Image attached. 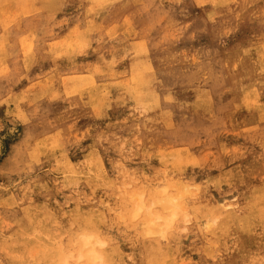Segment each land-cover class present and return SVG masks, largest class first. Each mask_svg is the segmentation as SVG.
Wrapping results in <instances>:
<instances>
[{"label":"rangeland","instance_id":"obj_1","mask_svg":"<svg viewBox=\"0 0 264 264\" xmlns=\"http://www.w3.org/2000/svg\"><path fill=\"white\" fill-rule=\"evenodd\" d=\"M216 1L0 0V264H264V0Z\"/></svg>","mask_w":264,"mask_h":264},{"label":"bare ground","instance_id":"obj_2","mask_svg":"<svg viewBox=\"0 0 264 264\" xmlns=\"http://www.w3.org/2000/svg\"><path fill=\"white\" fill-rule=\"evenodd\" d=\"M56 1V0H55ZM97 1H99V0H97ZM108 1H110V0H108ZM210 1V0H209ZM216 1V0H215ZM49 2V1H48ZM54 2V1H53ZM53 2H51V3H53ZM93 2V1H92ZM96 2V1H95ZM115 2V1H114ZM217 2V1H216ZM169 3V2H168ZM93 4V3H92ZM97 4V3H96ZM108 4V3H107ZM134 4V3H133ZM213 4V3H212ZM215 5H216V3H214ZM89 5H91V4H89ZM111 5V4H110ZM222 5V4H221ZM224 5V4H223ZM105 6V5H104ZM109 6V5H108ZM106 7V6H105ZM46 8V7H45ZM98 8V7H97ZM204 8V7H203ZM213 8V7H212ZM50 9V8H49ZM101 9V8H100ZM93 10H95V8H93ZM99 10V9H98ZM97 10V11H98ZM103 10V9H102ZM100 11V10H99ZM216 12V11H215ZM173 14V13H172ZM236 15V14H235ZM93 16H95V15H93ZM98 16V15H97ZM248 16V15H247ZM221 17V16H220ZM219 17V18H220ZM240 17V16H239ZM6 18V17H5ZM173 18V17H172ZM230 18V17H229ZM234 18V17H233ZM246 19V18H245ZM92 20V19H91ZM96 20V19H95ZM171 20V19H170ZM250 20V19H249ZM228 22V21H227ZM219 23V22H218ZM230 23V22H229ZM92 24V23H91ZM248 24V23H247ZM231 26H232V24H230ZM211 26V25H210ZM241 26V25H240ZM19 28V27H18ZM132 29V28H131ZM19 30V29H18ZM128 32V31H127ZM83 33V32H82ZM82 33H80V34H82ZM85 33H87V32H85ZM84 34V33H83ZM130 34V33H129ZM81 36V35H80ZM86 37V36H85ZM74 43V42H73ZM66 45V44H65ZM162 51V50H161ZM160 51V52H161ZM240 52V51H239ZM249 53V52H248ZM153 54V53H152ZM242 54H243V52H242ZM159 55H161V54H159ZM209 55V54H208ZM166 56V55H165ZM260 57V56H259ZM157 58V57H156ZM158 59V58H157ZM208 59V58H207ZM208 60H210V59H208ZM262 60H263V57H262ZM233 61H235V60H233ZM170 62V61H169ZM264 62V61H263ZM163 63V62H162ZM176 63V62H175ZM232 63V62H231ZM255 63V62H254ZM234 64V63H233ZM232 64V65H233ZM159 65V64H158ZM161 65V64H160ZM172 65V64H171ZM220 65V64H219ZM262 65H263V63H262ZM151 66V65H150ZM163 67V66H162ZM257 67V66H256ZM262 67V66H261ZM231 69H232V67H231ZM146 70V69H145ZM144 70V71H145ZM189 70V69H188ZM194 70V69H193ZM250 70V69H249ZM153 71V70H152ZM184 71V70H183ZM198 71V70H197ZM205 71V70H204ZM254 71V70H253ZM151 72V71H150ZM186 72V71H185ZM241 72V71H240ZM143 73V72H142ZM205 73V72H204ZM203 73V74H204ZM225 74V73H224ZM259 75V74H258ZM149 76V75H148ZM207 76V75H206ZM248 76V75H247ZM202 77V76H201ZM204 77V76H203ZM249 77V76H248ZM263 77V76H262ZM146 80V79H145ZM228 80V79H227ZM144 81V80H143ZM217 81V80H216ZM231 81H233V80H231ZM260 81V80H259ZM143 83V82H142ZM232 83V82H231ZM260 83V82H259ZM86 84V83H85ZM141 84V83H140ZM147 84V83H146ZM155 84H158V83H155ZM224 83H222V85H223ZM152 85H154V84H152ZM222 85H220V86H222ZM252 85H254V84H252ZM251 85V86H252ZM143 86V85H142ZM88 87V86H87ZM136 87V86H135ZM156 87V86H155ZM179 87V86H178ZM143 88V87H142ZM151 88H153V87H151ZM136 89V88H135ZM139 89V88H138ZM147 89V88H146ZM192 89V88H191ZM195 89V88H194ZM193 89V90H194ZM93 90V89H92ZM141 90V89H140ZM150 90V89H149ZM198 90V89H197ZM196 90V91H197ZM199 90H200V88H199ZM90 91V90H89ZM94 91V90H93ZM144 91V90H143ZM175 91V90H174ZM92 92V91H91ZM132 92V91H131ZM136 92H137V89H136ZM149 92V91H148ZM96 93V92H95ZM102 93V92H101ZM204 93V92H203ZM224 93V92H223ZM256 93V92H255ZM95 95V94H94ZM198 95V94H197ZM205 95V94H204ZM89 96V95H88ZM97 96V95H96ZM100 96V95H99ZM102 96V95H101ZM134 96V95H133ZM162 96V95H161ZM94 97V96H93ZM129 97V96H128ZM146 97V96H145ZM99 99H100V97H98ZM98 98H97V100H98ZM198 98V97H197ZM204 98V97H203ZM106 99V98H105ZM143 99H144V97H143ZM146 99V98H145ZM169 99V98H168ZM199 99V98H198ZM215 99V98H214ZM255 99V98H254ZM253 99V101H255ZM205 100V99H204ZM88 101V100H87ZM92 101V100H91ZM103 101V100H102ZM145 101V100H144ZM148 101V100H147ZM158 101V100H157ZM168 101V100H167ZM195 101V100H194ZM100 102H101V99H100ZM99 102V100H98V102L97 103H100ZM120 102V101H119ZM129 102V101H128ZM152 102V101H151ZM155 102V101H154ZM208 102V101H207ZM256 102V101H255ZM97 103H96V105H97ZM104 103V102H103ZM196 103V102H195ZM202 103V102H201ZM155 104V103H154ZM203 104H204V102H203ZM207 104V103H206ZM224 105H225V103H223ZM223 104H221V106H223ZM95 105V106H96ZM191 105V104H190ZM208 105V104H207ZM206 105V106H207ZM94 106V107H95ZM120 106V105H119ZM155 106V105H154ZM153 106V107H154ZM94 107H93V110H95L94 109ZM103 107V106H102ZM145 107V106H144ZM158 107V106H157ZM183 107V106H182ZM181 107V108H182ZM202 107V106H201ZM211 107V106H210ZM100 108V107H99ZM180 108V109H181ZM184 108V107H183ZM182 108V110H184ZM162 109V108H161ZM179 109V108H178ZM188 109V108H187ZM186 109V110H187ZM193 109V108H192ZM146 110H147V108H146ZM150 110H152L151 108H150ZM221 110V109H220ZM189 111V110H188ZM257 111V110H256ZM259 111V110H258ZM92 112V111H91ZM100 112V111H99ZM206 112H207V110H206ZM146 113V112H145ZM155 113V112H154ZM190 113V112H189ZM205 113V112H204ZM208 113H209V111H208ZM139 115V114H138ZM211 116V115H210ZM221 116V115H220ZM219 116V117H220ZM97 117V116H96ZM173 117V116H172ZM95 118V117H94ZM151 118V117H150ZM222 118V117H221ZM99 119V118H98ZM146 119V118H145ZM226 119V118H225ZM214 120V119H213ZM135 121V120H134ZM209 121H211V120H209ZM217 122L219 121V120H216ZM216 121H214V123L216 122ZM243 121H245V120H243ZM133 122V121H132ZM168 122H171V121H168ZM217 122H216V124H217ZM166 123V122H165ZM192 123V122H191ZM213 123V122H212ZM139 124V123H138ZM156 124V123H155ZM170 124V123H169ZM172 124V123H171ZM151 125V124H150ZM179 125V124H178ZM177 125V126H178ZM189 125V124H188ZM215 125V124H214ZM219 125V124H218ZM139 126V125H138ZM146 126V125H145ZM153 127H154V125H152ZM187 126V125H186ZM152 127V128H153ZM179 127V126H178ZM195 127V126H194ZM198 128V127H197ZM103 129V128H102ZM140 129V128H139ZM157 129V128H156ZM262 129V128H261ZM138 130V129H137ZM153 130V129H152ZM162 130V129H161ZM164 131H166L165 129H163ZM170 130V129H169ZM194 130V129H193ZM199 130V129H198ZM247 130H249V129H247ZM136 131V130H135ZM139 131V130H138ZM153 131H155V129L153 130ZM157 131V130H156ZM196 131H197V129H196ZM250 131V130H249ZM102 132V131H101ZM100 132V133H101ZM158 132V131H157ZM167 132V131H166ZM187 132V131H186ZM194 132V131H193ZM205 132V131H204ZM143 133V132H142ZM150 133V132H149ZM164 133V132H163ZM172 133V132H171ZM176 133V132H175ZM262 133H263V130H262ZM262 133H261V136L263 137L264 136V134L262 135ZM153 134V133H152ZM156 134V133H155ZM194 134V133H193ZM192 134V135H193ZM174 135V134H173ZM158 136H159V134H158ZM157 136V137H158ZM168 136H169V134H168ZM189 136V135H188ZM191 136V135H190ZM189 136V137H190ZM198 136V135H197ZM211 136V135H210ZM165 137H167V136H165ZM172 137V136H171ZM170 137V138H171ZM189 137H188V139H189ZM208 137V136H207ZM152 138H154V137H152ZM159 138V137H158ZM169 138V137H168ZM173 138V137H172ZM181 138V137H180ZM217 138V137H216ZM96 139V138H95ZM173 140V139H172ZM179 140V139H178ZM181 140V139H180ZM152 141H153V139H152ZM176 141V140H175ZM182 141V140H181ZM183 142V141H182ZM143 147V146H142ZM143 149V148H142ZM264 151V150H263ZM182 152V151H181ZM146 153V152H145ZM149 153H151V152H149ZM149 153H147V154H149ZM153 153V152H152ZM183 153V152H182ZM181 153V154H182ZM146 155V154H145ZM183 155V154H182ZM187 155V154H186ZM185 155V156H186ZM197 155V154H196ZM188 156V155H187ZM143 157H144V155H143ZM190 157V156H189ZM90 158H91V156H90ZM148 158V157H147ZM178 159V158H177ZM182 159V158H181ZM185 159V158H184ZM193 160V159H192ZM201 160V159H200ZM199 160V161H200ZM183 161V163L182 164H184L185 163V161L184 160H182ZM194 163V162H193ZM201 163V162H200ZM252 163V162H251ZM190 165V164H189ZM193 165H195V164H193ZM188 166V165H187ZM192 166V165H191ZM223 166V165H222ZM249 166V165H248ZM247 167V166H246ZM199 168V167H198ZM255 169V168H254ZM249 170V169H248ZM240 171V170H239ZM257 171V170H256ZM91 172V171H90ZM250 172H252V171H250ZM239 173H241V172H239ZM254 174V173H253ZM252 174V175H253ZM95 175V174H94ZM249 176H251V175H249ZM116 177V176H115ZM233 177V176H232ZM193 178V177H192ZM230 180H231V178H230ZM241 181V180H240ZM215 184V183H214ZM213 184V185H214ZM222 185V184H221ZM220 188V187H219ZM242 193V192H241ZM240 193V194H241ZM221 195V194H220ZM223 195V194H222ZM242 197V196H241ZM240 197V198H241ZM169 200V199H168ZM168 200H167V204L170 206V209H171V213L170 214H168V215H170V216H165V217H163V216H158V217H154V218H152L151 220H147L146 221V224H147V233L148 234H151V235H153V234H155L156 232H158V233H163V232H165L164 230H166V229H168V228H172V225L174 224V222H176L175 220H176V217H177V213H176V207L173 205V203H174V201H176L177 199L176 198H173L172 199V201H173V203L171 204V202L169 201L168 202ZM225 200V199H224ZM241 200V199H240ZM143 202V201H142ZM250 202V201H249ZM226 203V202H225ZM150 205V204H149ZM228 205V204H227ZM256 205V204H255ZM133 206V205H132ZM239 206V205H238ZM252 206H253V204H252ZM260 206V205H259ZM262 206V205H261ZM218 207V206H217ZM226 207V206H225ZM240 207H242V206H240ZM263 207V206H262ZM211 208V207H210ZM243 208H244V206H243ZM252 208H254V207H252ZM256 208V207H255ZM251 210V209H250ZM264 210V209H263ZM139 209L135 212V214H139ZM220 211V210H219ZM248 212V211H247ZM252 212V211H251ZM258 212V211H257ZM224 213V212H223ZM261 213H263V211H261ZM260 213V214H261ZM244 214V213H243ZM150 215V214H149ZM240 215V214H239ZM254 215V214H253ZM255 215H257V214H255ZM151 216V215H150ZM230 216V215H229ZM259 217H260V215H259ZM262 217V216H261ZM260 217V218H261ZM264 217V216H263ZM263 217H262V219H263ZM198 218V217H197ZM227 218V217H226ZM230 218H231V216H230ZM240 218V217H239ZM247 218H248V216H247ZM161 219H163L164 220V223H161V224H158V221H160ZM232 219V218H231ZM259 219V218H258ZM261 219V220H262ZM235 220V219H234ZM233 220V221H234ZM238 220V219H237ZM252 220V219H251ZM260 220V221H261ZM131 221V220H130ZM197 221V220H196ZM230 221V220H229ZM247 221V220H246ZM253 221V220H252ZM251 221V222H252ZM163 222V221H162ZM231 222V221H230ZM230 222H227V224H229ZM250 222V223H251ZM232 223V222H231ZM237 223V222H236ZM242 223H243V220H242ZM243 225V224H242ZM250 225V224H249ZM254 225V224H253ZM244 226H245V224H244ZM250 226H252V225H250ZM255 226H256V224H255ZM183 227V226H182ZM236 227V226H235ZM254 227V226H253ZM177 228V227H176ZM184 228V227H183ZM255 228V227H254ZM180 229V228H179ZM144 231V230H143ZM236 231H237V229H236ZM223 233V232H222ZM225 233V232H224ZM229 233V232H228ZM240 233H242L241 231H240ZM249 233V232H248ZM170 234V233H169ZM173 234H174V232H173ZM221 234V233H220ZM232 234V233H231ZM244 234V233H243ZM167 235V234H166ZM225 235H226V233H225ZM174 236V235H173ZM263 237V236H262ZM99 238V237H98ZM169 239V238H168ZM183 239V238H182ZM240 239V238H239ZM174 240H175V238H174ZM182 241V240H181ZM241 242V241H240ZM172 243V242H171ZM104 244L106 245V243H104V242H102L100 239H96V240H92V238H84V241H83V245H82V247H83V250L82 249H80L79 251H82L83 252V254L81 255V256H83L82 258H88L89 260H90V262H91V264H101V261H102V259H103V256H101L100 254H98V251L99 250H97L100 246H104ZM236 244V243H235ZM264 244V243H263ZM81 245V244H80ZM240 245V244H239ZM258 246V245H257ZM262 248V247H261ZM264 248V247H263ZM62 249V248H61ZM167 249V248H166ZM173 249V248H172ZM244 249V248H243ZM256 249V248H255ZM148 250V249H147ZM150 250V249H149ZM183 250V249H182ZM262 250V249H261ZM180 251V250H179ZM101 253V252H100ZM150 253V252H149ZM154 254V253H153ZM157 254V253H156ZM173 254V253H172ZM73 255V254H72ZM171 255V254H170ZM174 255V254H173ZM179 255V254H178ZM69 256V255H68ZM150 256V255H149ZM62 257H63V255H62ZM159 258V257H158ZM245 258V257H244ZM146 259V258H145ZM157 259V258H156ZM155 259V260H156ZM249 259V258H248ZM61 260V259H60ZM150 260V259H149ZM158 260V259H157ZM160 260V259H159ZM151 261H152V258H151ZM62 262V261H61ZM67 262V261H66ZM147 262V261H146ZM150 262V261H149ZM153 262V261H152ZM162 262V261H161ZM161 262H160V264H161ZM168 262V261H167ZM166 262V263H167ZM171 262V261H170ZM231 262V261H230ZM242 262V261H241ZM156 263H158V262H156ZM227 263V262H226ZM240 263V262H239ZM238 263V264H239ZM248 263V262H247ZM247 263H245L244 262V264H247ZM68 264V263H67ZM164 264V263H163ZM241 264V263H240Z\"/></svg>","mask_w":264,"mask_h":264}]
</instances>
